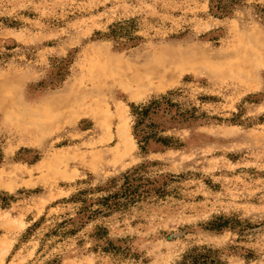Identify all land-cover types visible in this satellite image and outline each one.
Listing matches in <instances>:
<instances>
[{
	"label": "rangeland",
	"instance_id": "1",
	"mask_svg": "<svg viewBox=\"0 0 264 264\" xmlns=\"http://www.w3.org/2000/svg\"><path fill=\"white\" fill-rule=\"evenodd\" d=\"M210 1L0 0V264H178L201 247L264 264V0L223 17ZM127 21L133 40L106 37ZM161 59L174 75L134 99L113 82ZM168 92L151 131L173 146L143 155L130 106ZM142 164L163 196L51 234L72 196Z\"/></svg>",
	"mask_w": 264,
	"mask_h": 264
},
{
	"label": "trees",
	"instance_id": "2",
	"mask_svg": "<svg viewBox=\"0 0 264 264\" xmlns=\"http://www.w3.org/2000/svg\"><path fill=\"white\" fill-rule=\"evenodd\" d=\"M237 2V0H211L209 11L215 16L223 17L230 13L231 8ZM133 26L132 21L114 25L109 28V33L106 34V37L124 46L125 43H121L120 39L125 36L126 40H133ZM176 93L168 92L165 95L151 99L147 103L130 106L132 117L131 134L141 154L145 155L148 153L151 142L164 147L173 146L170 139L156 137L152 133L151 128L154 126L153 117L171 113V108L174 104L171 103L170 97L176 95ZM192 111L183 112L178 110L174 116L180 117L181 120H186L192 116ZM147 167V165L142 164L122 174L119 178L112 179L104 187H96L76 193L70 199V201L80 205L74 217L66 218L56 224L51 234H75L83 225L97 217L108 216L150 197L163 196V191L155 185L156 181H151L145 176ZM89 193L100 195L87 198L86 195ZM36 226L37 224L33 225V227ZM67 227L69 229H65ZM217 253L216 250L208 247L194 248L185 253L178 264H219L215 256Z\"/></svg>",
	"mask_w": 264,
	"mask_h": 264
},
{
	"label": "bare ground",
	"instance_id": "3",
	"mask_svg": "<svg viewBox=\"0 0 264 264\" xmlns=\"http://www.w3.org/2000/svg\"><path fill=\"white\" fill-rule=\"evenodd\" d=\"M244 50H232L226 56H238L243 54ZM175 62L177 61L171 60L167 62L161 59L137 68L114 67L113 82L118 84L129 98L134 99L142 92L164 84L166 78L172 77L175 72L169 65L171 64L173 67L175 66Z\"/></svg>",
	"mask_w": 264,
	"mask_h": 264
}]
</instances>
